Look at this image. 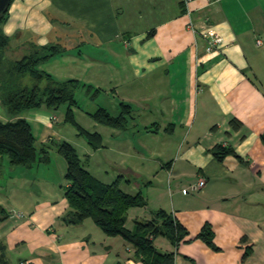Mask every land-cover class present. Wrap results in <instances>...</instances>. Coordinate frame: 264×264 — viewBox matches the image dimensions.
<instances>
[{
    "label": "crops",
    "instance_id": "1",
    "mask_svg": "<svg viewBox=\"0 0 264 264\" xmlns=\"http://www.w3.org/2000/svg\"><path fill=\"white\" fill-rule=\"evenodd\" d=\"M191 19L222 34L219 50H206ZM2 27L15 57L35 43H59L64 51L41 67L101 88L116 113L120 100L133 105L126 128L97 121L103 126L92 131L103 135L100 147L80 142L97 178L122 175L124 190L146 196L145 205L128 209L129 228L164 208L188 229L179 242L154 237L175 264H264V0H12ZM52 116H26L37 145L49 152L68 140L56 139ZM218 144L233 152L219 159ZM0 164L6 264H142L135 246L91 217L66 221L68 162L60 168L49 156L13 164L0 153ZM200 176L206 182L199 190L183 191ZM206 222L218 248L197 236Z\"/></svg>",
    "mask_w": 264,
    "mask_h": 264
},
{
    "label": "trees",
    "instance_id": "2",
    "mask_svg": "<svg viewBox=\"0 0 264 264\" xmlns=\"http://www.w3.org/2000/svg\"><path fill=\"white\" fill-rule=\"evenodd\" d=\"M9 7L0 15V98L14 118H0V153L7 154L13 164L32 165L38 160L48 159V147L45 144L37 145L33 125L23 112L43 105L59 108L64 103H67L65 120L73 123L93 148L100 147L103 135L82 126L76 119L74 108L81 107L76 96L79 87H86L92 94L98 93L101 88L78 77H57L41 67L42 62L64 51L59 43H35L33 50L21 57L9 53L10 37L2 27ZM119 105L117 113L103 105L88 113L100 123L126 128L133 105L125 100H120ZM261 138L264 142V131ZM58 150L68 162L65 194L72 210L66 218L67 222L76 223L91 217L107 234L121 235L135 246L142 264H175L174 253L159 250L154 244V237L168 235L176 242L183 239L188 229L177 218L166 209L158 208L154 210L152 218L136 219L134 228H129L126 225L128 209L145 205L146 196L141 191L131 193L124 190L120 183L122 175L111 182L97 178L87 168L72 142L60 141ZM213 152L223 159L233 149L218 144L213 147ZM213 235L211 224L206 222L197 236L218 248ZM0 264H6L4 254L0 255Z\"/></svg>",
    "mask_w": 264,
    "mask_h": 264
},
{
    "label": "rangeland",
    "instance_id": "3",
    "mask_svg": "<svg viewBox=\"0 0 264 264\" xmlns=\"http://www.w3.org/2000/svg\"><path fill=\"white\" fill-rule=\"evenodd\" d=\"M76 96L79 100V103L81 104V107L74 108L76 119L82 126H84L85 128L89 130H96L98 127H102L103 125H100L97 121H95V119L88 113V111H94L101 105H108L109 110L113 113H116L114 112L115 111L114 102L108 94H105V93L92 94L90 91H87L86 87L82 86L77 89ZM66 108H67V103L62 104L59 108H51V107H48L47 105H43L40 108H33V109L26 110L23 112V114L25 116L31 117V115L36 111L52 112L53 115H56L58 117V121H57L58 123L55 126L56 127L55 129L58 130V133L56 134V139H61L59 138L61 134L63 135L62 137H64L62 139L68 138L70 142L74 144L78 143V148L80 149L79 152L81 156L84 157V148L82 147L80 142H84V144H86L87 139L85 138L83 134L79 133L78 128L73 123L65 120ZM11 117H12L11 114L7 111L5 105L0 100V118L7 120V119H10ZM32 121L34 124L36 123L34 120ZM39 144H41L40 141H39ZM49 155H50V158L53 160L54 164L57 165V167L61 168V166L64 163H67V160L64 157V155L61 152H59L57 147L52 146V144L50 146ZM91 166H92L93 171L97 173H101L100 172L101 170L95 166L93 158H91ZM0 167H1L0 169L3 170V166L1 164H0ZM31 170L34 173L37 172V170L34 168H32ZM43 171H45V169L39 170V172H43ZM4 175H6L5 169H4ZM34 182H37V181H34ZM190 192H193V191L190 190ZM136 212L137 211L135 212L132 211L130 213L131 215L134 216ZM137 213H141V211H138ZM130 221L131 220H129V224H131Z\"/></svg>",
    "mask_w": 264,
    "mask_h": 264
},
{
    "label": "built area",
    "instance_id": "4",
    "mask_svg": "<svg viewBox=\"0 0 264 264\" xmlns=\"http://www.w3.org/2000/svg\"><path fill=\"white\" fill-rule=\"evenodd\" d=\"M191 1L192 0H183V2L187 5H190ZM190 26L193 28V30H195L197 33L201 34L204 38H206L207 40L206 50L208 52H213L220 49L221 43L223 41V36L219 31L213 28V26L211 25L208 26L206 24L202 25V27L197 26L192 19L190 21ZM262 42L263 41L261 38L257 39L258 44H261ZM52 120L57 121L58 117L56 115H53ZM205 182H206L205 176H200L196 181L184 187L183 191L187 192L189 190L192 191L199 190L205 184ZM14 213H17V215L19 216L23 215L22 211H17V212L15 211Z\"/></svg>",
    "mask_w": 264,
    "mask_h": 264
},
{
    "label": "water",
    "instance_id": "5",
    "mask_svg": "<svg viewBox=\"0 0 264 264\" xmlns=\"http://www.w3.org/2000/svg\"><path fill=\"white\" fill-rule=\"evenodd\" d=\"M11 0H0V15L9 7Z\"/></svg>",
    "mask_w": 264,
    "mask_h": 264
}]
</instances>
